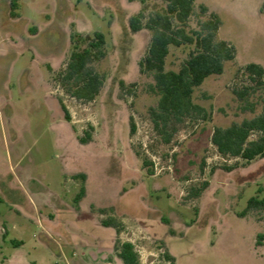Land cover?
<instances>
[{
    "label": "rangeland",
    "instance_id": "1",
    "mask_svg": "<svg viewBox=\"0 0 264 264\" xmlns=\"http://www.w3.org/2000/svg\"><path fill=\"white\" fill-rule=\"evenodd\" d=\"M200 5L220 17L218 39L236 58L194 91L207 120L172 123L167 143L151 119L159 103L153 75L140 68L153 34L129 25L144 9L140 1L0 0V232L24 241L4 255L56 264L64 250L69 264H94L83 247L99 244L111 245L105 263L123 264L115 247L130 242L139 264H264V239L256 245L264 207L248 209L252 198L264 199V158L223 157L212 143L216 127L262 112L263 91L244 101L235 92L254 86L248 64L264 68V0H197L188 32L210 16ZM165 8L148 0L144 23ZM97 32L107 56L93 68L105 83L95 101L80 102L65 94L59 75ZM195 49L171 47L166 71L179 72ZM82 186L86 196L75 204ZM112 218L119 233L103 228Z\"/></svg>",
    "mask_w": 264,
    "mask_h": 264
},
{
    "label": "trees",
    "instance_id": "2",
    "mask_svg": "<svg viewBox=\"0 0 264 264\" xmlns=\"http://www.w3.org/2000/svg\"><path fill=\"white\" fill-rule=\"evenodd\" d=\"M129 1H140L144 6V9L130 20L132 33L147 29L153 34L148 52L140 62V68L142 73L153 75L155 85L152 86V91L159 96V103L158 107L151 111V119L156 132L169 143L170 137L167 133L172 123L180 124L192 118L207 120V111L193 102L194 91L208 78L222 75L225 63L235 60L236 49L230 43L218 39L222 21L217 14L209 13L203 5L199 8L203 15L210 14L208 20L199 24V30L188 32L187 26L194 14L197 0H161L166 4V8L162 12L152 14L147 23H144V11L148 0ZM17 7V3H11L12 18L17 17ZM183 45H195L196 49L179 72L166 71L170 48ZM105 46V35L97 32L94 38L89 39L87 49L72 53L67 67L59 75V83L66 95L85 103H91L99 96L105 77L93 68V64L107 56ZM244 72L254 86L235 92L240 101H244L251 93L264 92V68L251 63L245 67ZM120 85L125 86L124 82ZM59 103L66 122H71L70 112L63 100L60 99ZM130 131L132 134L136 131L133 119ZM81 142L87 143L84 139H81ZM212 143L223 157L239 158L247 163L264 158V99L262 112L256 117L233 123L227 128L216 127ZM81 177L86 180V175ZM85 196L86 189L82 186L74 200L75 204ZM260 207H264V199L252 198L248 203V209ZM102 225L115 229L117 233L122 227L114 218L102 221ZM263 239L264 236L259 235L256 245L260 246ZM115 248L124 264H139V256L132 243L124 242ZM166 258L171 263L175 262L171 255Z\"/></svg>",
    "mask_w": 264,
    "mask_h": 264
},
{
    "label": "crops",
    "instance_id": "3",
    "mask_svg": "<svg viewBox=\"0 0 264 264\" xmlns=\"http://www.w3.org/2000/svg\"><path fill=\"white\" fill-rule=\"evenodd\" d=\"M7 152H8V157H9L10 162H12L11 151L7 150ZM0 202H3V198L1 196H0ZM110 229H113V228H110ZM113 234H114V232H113ZM0 235L2 238V242L0 243V259H1L0 264H18L19 261L22 262L23 264H37V262L31 260L29 256L28 257L24 256L21 258L18 257L19 254L17 251L20 252L23 249L24 241H20L18 239L12 238L10 236V232H9L8 228H6L4 233L0 232ZM110 246L107 248H103V247H100L99 244H95L94 246H91V247H89V246L83 247L84 248L83 249V257H84V259H89L90 261L94 262V264H107V263H105V259L110 257L109 256L111 253L109 251ZM9 247L14 248L17 251L15 253H13L12 255L6 256V255H4V251L7 248L9 249ZM103 252L104 253L106 252L108 254L105 256V254H103ZM117 253H118V257H119V252H117ZM73 256H76V252H73ZM59 260L60 261H58V263H56V264H63V262H65V264H69L67 262L68 260L66 257V251H64V250L60 251ZM120 261H122V260L120 259ZM122 263H123V261H122Z\"/></svg>",
    "mask_w": 264,
    "mask_h": 264
}]
</instances>
